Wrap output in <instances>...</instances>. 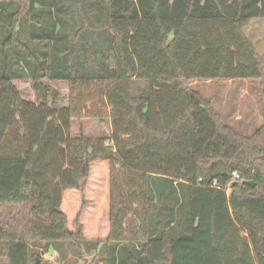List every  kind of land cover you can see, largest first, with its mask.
Instances as JSON below:
<instances>
[{
    "label": "trees",
    "instance_id": "trees-1",
    "mask_svg": "<svg viewBox=\"0 0 264 264\" xmlns=\"http://www.w3.org/2000/svg\"><path fill=\"white\" fill-rule=\"evenodd\" d=\"M255 20L264 0H0V264H46L41 249L68 245L83 256L63 197L84 195L97 162L110 232L91 264H264V126L236 132L190 87L264 85ZM18 79L40 105L60 99L48 81L89 104L56 115L24 101ZM104 117L111 136L73 135Z\"/></svg>",
    "mask_w": 264,
    "mask_h": 264
},
{
    "label": "rangeland",
    "instance_id": "rangeland-1",
    "mask_svg": "<svg viewBox=\"0 0 264 264\" xmlns=\"http://www.w3.org/2000/svg\"><path fill=\"white\" fill-rule=\"evenodd\" d=\"M245 33L264 60V20L252 21ZM43 84L58 93L60 99L55 106L52 105L51 99L47 104L40 105V102L36 100V93L30 79L13 81V85L24 101L34 103L37 107L40 105L42 110H52L56 115L62 109L67 108L72 100L79 101L82 105L89 104L87 96H77L67 82L48 81ZM190 87L211 103L214 113L221 118L224 125L236 132L242 133L246 137H252L264 126V85H261L259 81H194ZM89 97L93 99L95 95H89ZM103 109L102 114H105L107 109ZM104 118V121L88 118L82 123H75L73 135H77L80 128H83L85 136L91 138L111 136L110 120L107 117ZM109 188V164L97 162L91 166L90 177L83 196L75 190H69L64 194L62 210L69 219L70 230H73V224L81 214L79 222L83 226L84 239L86 240L82 245L83 256L73 246L61 245L59 253L54 249L48 251L41 249V256L35 258L46 262V264H91L94 255L100 251L95 253L94 248L97 246L95 241H104L108 235ZM90 232L95 233L93 239H89ZM61 252L65 259H62ZM99 257L101 258L100 255ZM99 257L95 260V264H101L100 261L105 264L104 257L103 259Z\"/></svg>",
    "mask_w": 264,
    "mask_h": 264
},
{
    "label": "crops",
    "instance_id": "crops-1",
    "mask_svg": "<svg viewBox=\"0 0 264 264\" xmlns=\"http://www.w3.org/2000/svg\"><path fill=\"white\" fill-rule=\"evenodd\" d=\"M109 218V217H108ZM107 225H108V235H109V232H110V225H109V219L107 220ZM108 235H107V237H108ZM95 237V233H92V232H90V234H89V239H93ZM107 239V238H106Z\"/></svg>",
    "mask_w": 264,
    "mask_h": 264
},
{
    "label": "built area",
    "instance_id": "built-area-1",
    "mask_svg": "<svg viewBox=\"0 0 264 264\" xmlns=\"http://www.w3.org/2000/svg\"><path fill=\"white\" fill-rule=\"evenodd\" d=\"M234 180H239L240 176L238 175V173H234L233 174Z\"/></svg>",
    "mask_w": 264,
    "mask_h": 264
}]
</instances>
